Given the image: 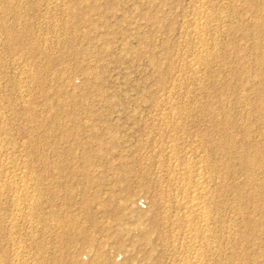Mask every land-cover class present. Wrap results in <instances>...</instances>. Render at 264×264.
Listing matches in <instances>:
<instances>
[{"label": "rangeland", "instance_id": "1", "mask_svg": "<svg viewBox=\"0 0 264 264\" xmlns=\"http://www.w3.org/2000/svg\"><path fill=\"white\" fill-rule=\"evenodd\" d=\"M263 92L264 0H0V264H184L179 162L203 264H264Z\"/></svg>", "mask_w": 264, "mask_h": 264}, {"label": "bare ground", "instance_id": "2", "mask_svg": "<svg viewBox=\"0 0 264 264\" xmlns=\"http://www.w3.org/2000/svg\"><path fill=\"white\" fill-rule=\"evenodd\" d=\"M254 1V0H253ZM170 2V1H169ZM56 3V2H55ZM206 3V2H205ZM82 5V4H81ZM83 6V5H82ZM87 6V5H86ZM78 7V6H77ZM88 7V6H87ZM91 7V6H90ZM98 7V6H97ZM202 7V6H201ZM86 8V7H85ZM79 11V10H78ZM207 11V10H206ZM21 12V11H20ZM207 13V12H206ZM209 13V12H208ZM203 14H204V11H203ZM91 15V14H90ZM200 15V14H199ZM202 15V14H201ZM205 15V14H204ZM207 15V14H206ZM210 15V14H209ZM74 16V15H73ZM198 16V15H197ZM196 16V17H197ZM203 16V15H202ZM211 16V15H210ZM91 17V16H90ZM225 17V16H224ZM195 19V18H194ZM199 19V18H198ZM201 19V18H200ZM210 19V18H209ZM212 19V18H211ZM208 20V19H207ZM215 20V19H214ZM225 20V19H224ZM223 20V21H224ZM200 21V20H199ZM207 22V21H206ZM210 22H211V20H210ZM212 23V22H211ZM216 23H218V22H216ZM203 24V23H202ZM212 25V24H211ZM219 25V24H218ZM202 26V25H201ZM203 27V26H202ZM204 27H205V25H204ZM206 27H207V25H206ZM205 27V28H206ZM194 28V27H193ZM56 29V28H55ZM201 30H202V28H201ZM207 30H208V28H207ZM214 30V29H213ZM216 30V29H215ZM201 34V33H200ZM215 38V37H214ZM216 39V38H215ZM198 40V39H197ZM196 40V41H197ZM200 41H202V40H200ZM216 43V42H215ZM207 45V44H206ZM203 46H204V43H203ZM206 53H208L207 51H206ZM206 53H204V54H206ZM213 55V54H212ZM203 56V55H202ZM208 56H209V54H208ZM203 57H205V56H203ZM198 58V57H197ZM216 58V57H215ZM207 59V58H206ZM219 60V59H218ZM198 61H199V63L201 64V63H203V61L202 60H199L198 59ZM198 63V64H199ZM194 64H196V63H194ZM207 64V63H206ZM192 66V65H191ZM197 66V65H196ZM205 66V65H204ZM208 66V65H207ZM193 67V66H192ZM200 67V66H199ZM204 68H206V67H204ZM200 69V68H199ZM195 70V69H194ZM202 71H204V70H202ZM194 76V75H193ZM196 77V76H195ZM199 80V79H198ZM253 83V82H252ZM260 86V85H259ZM264 93V92H263ZM179 99V98H178ZM170 101V100H169ZM242 102V101H241ZM171 104V103H170ZM173 104V103H172ZM176 106V105H175ZM257 106V105H256ZM174 107V106H173ZM176 108V107H175ZM179 108V107H178ZM181 108V107H180ZM184 108V107H183ZM247 108V107H246ZM173 109V108H172ZM175 111V110H174ZM172 112V111H171ZM180 112V111H179ZM1 114V113H0ZM173 114H174V112H173ZM264 114V113H263ZM178 115V114H177ZM176 116V115H175ZM4 118H5V116H4ZM174 118V117H173ZM171 119V118H170ZM173 120V119H172ZM220 120V119H219ZM228 120V119H227ZM55 121V120H54ZM165 121V120H164ZM252 121V120H251ZM250 121V122H251ZM5 122V121H4ZM230 122V121H229ZM1 123V122H0ZM171 123H173L172 121H171ZM171 123H170V125H171ZM165 124V123H164ZM175 124V123H174ZM173 124V125H174ZM222 124V123H221ZM162 125V124H161ZM166 125V124H165ZM168 125V124H167ZM172 125V126H173ZM178 126V125H177ZM236 126V125H235ZM232 127V126H231ZM236 128V127H235ZM231 130V129H230ZM223 131V130H222ZM46 132V131H45ZM48 132V131H47ZM46 132V133H47ZM174 132H175V130H174ZM229 132V131H228ZM243 133V132H242ZM251 133V132H250ZM175 134H176V132H175ZM229 134V133H228ZM174 135V134H173ZM246 135V134H245ZM226 137V136H225ZM237 137V136H236ZM247 137V136H246ZM169 138H171V137H169ZM232 138V137H231ZM255 138V137H254ZM251 139V138H250ZM249 139V140H250ZM34 140V139H33ZM175 140V139H174ZM172 141V142H175V141ZM231 140V139H230ZM234 140V139H233ZM232 140V141H233ZM166 141V140H165ZM248 141V140H247ZM244 142V141H243ZM259 142V141H258ZM167 143H168V141H167ZM166 143V144H167ZM179 143H181V142H179ZM239 143V142H238ZM242 143V142H241ZM248 143V142H247ZM173 144V143H172ZM176 144V143H175ZM228 144V143H227ZM227 144H226V146H227ZM176 145H178V144H176ZM208 145V144H207ZM251 145V144H250ZM258 145V144H257ZM86 146H87V144H86ZM165 146V145H164ZM169 146H172L171 144L169 145ZM179 146V145H178ZM255 146V145H254ZM253 146V147H254ZM260 146H262V145H260ZM252 147V148H253ZM158 148V147H157ZM163 148V147H162ZM169 148V147H168ZM171 148V147H170ZM176 148H178L177 146H176ZM180 148V147H179ZM235 148V147H234ZM247 148V147H246ZM259 148V147H258ZM257 148V149H258ZM165 149V148H164ZM174 148H172V150H173ZM224 149V148H223ZM241 149V148H240ZM253 149H255L256 150V148H253ZM169 150V149H168ZM176 150V149H175ZM231 150V149H230ZM241 150H243V149H241ZM188 151H189V149H188ZM239 151V150H238ZM251 151V150H250ZM253 151V150H252ZM169 152H173V151H168V153ZM186 152V151H185ZM249 152V151H248ZM255 152L256 151H254V153L252 152V154L254 155L255 154ZM259 152V151H258ZM159 153V152H158ZM233 153V152H232ZM250 153V152H249ZM248 153V154H249ZM174 154H175V152H174ZM173 154V155H174ZM248 154H247V156L246 157H249L248 159L250 160V162H251V160L253 161V162H251V163H254V157L257 155V153H256V155H254L253 156V158L249 155L248 156ZM251 154V153H250ZM251 154V155H252ZM168 155H170V154H168ZM171 155H172V153H171ZM170 155V156H171ZM177 157H178V155L177 154H175ZM181 155V154H180ZM190 155V154H189ZM201 155H203V154H201ZM160 156V155H159ZM169 156V157H170ZM245 157V158H246ZM257 157V156H256ZM255 157V158H256ZM242 158V157H241ZM252 158V159H251ZM174 159H176L175 157H174ZM180 159V158H179ZM179 159H177V160H179ZM197 159H198V157H197ZM247 159V158H246ZM246 159H245V161H246ZM170 160V159H169ZM177 160H176V162H177ZM185 160V159H184ZM183 160V161H184ZM189 160V162L190 163H193V162H191L190 161V159H188ZM206 160V159H205ZM248 160V161H249ZM256 160V159H255ZM11 161V160H10ZM171 161H173L174 162V160H172L171 159ZM180 161V160H179ZM244 161V162H245ZM6 163V162H5ZM4 163V164H5ZM180 164H178L177 166L175 165L174 166V169H176L177 168V173L182 177L181 178V180L183 181L181 184H183V183H185L186 181H187V183L188 184H190V185H192V187H193V191L187 196V197H184V198H182V199H185L184 201H183V207H184V210H186L185 212H186V223H187V225H188V227L189 226H193V225H196L197 224V226H198V224H200L199 226V229L198 228H194V229H192L191 231H190V236H189V241H190V243L192 244H194V242H195V244H194V248H193V253H191V256L189 257H187L188 259H186V258H184V264H203V257H206V256H204L205 255V253L207 254V256H208V253H210L209 251H208V253H207V249H208V247L210 246V245H208L207 243H205V242H207V239H206V232L207 233H209L210 231H208L209 230V228H208V226L207 225H209V224H207L208 223V219H209V217H210V213H211V211H209V207H208V202H209V199H208V197H210V194H209V189H208V185H206V174H204L205 172H203L202 170H204L203 168H201V167H203V166H201V167H197V168H193L192 167V165H190L188 162H185V163H182L181 164V162H179ZM248 163V162H247ZM246 163V164H247ZM250 163V164H251ZM11 164V163H10ZM174 164H176V163H174ZM212 164V163H211ZM249 164V165H250ZM257 164V163H256ZM259 164V163H258ZM194 165H197V164H195L194 163ZM193 165V166H194ZM204 165V164H203ZM239 165V164H238ZM241 165V164H240ZM249 165H247V166H249ZM252 165V164H251ZM15 166V165H14ZM172 166V165H171ZM10 167H11V165H10ZM27 167V166H26ZM173 167V166H172ZM196 167V166H195ZM257 167V166H256ZM171 168V167H170ZM170 168H169V170H170ZM207 168V167H206ZM242 168V167H241ZM244 168V167H243ZM245 169V168H244ZM260 169V168H259ZM171 170H172V168H171ZM227 170V169H226ZM248 170V169H247ZM13 171V170H12ZM168 171V170H167ZM173 171V170H172ZM170 172V171H169ZM209 172V171H208ZM245 172V171H244ZM250 172V171H249ZM16 173V172H15ZM173 173V172H172ZM253 173V172H252ZM30 174V173H29ZM162 174V173H161ZM170 174V173H169ZM168 174V175H169ZM210 174V173H209ZM226 174V173H225ZM256 174V173H255ZM12 175V174H11ZM175 175H176V173H175ZM259 175V174H258ZM166 176V175H165ZM192 176H193V178H192ZM172 177H175V176H173L172 175ZM254 177H256V176H254ZM264 178V177H263ZM23 179V178H22ZM28 179V178H27ZM169 179V178H168ZM211 179V178H210ZM30 180V179H29ZM37 180V179H36ZM214 180V179H213ZM258 180V179H257ZM264 180V179H263ZM262 180V181H263ZM171 181V180H170ZM169 181V182H170ZM179 181H180V177H179ZM245 181V180H244ZM243 181V182H244ZM20 182V181H19ZM32 182V181H31ZM181 182V181H180ZM180 182H178V183H180ZM255 182H256V180H255ZM40 183V182H39ZM168 183V182H167ZM177 182H175V184H176ZM186 183V184H187ZM28 184H29V181H28ZM169 184H171V183H169ZM173 184V183H172ZM185 184V186H187ZM214 184V183H213ZM166 185V184H165ZM184 185V184H183ZM210 185V184H209ZM264 185V184H263ZM263 185H261L260 187H261V189H262V187H264ZM28 186V185H27ZM31 186V184L29 185V187ZM37 186V185H36ZM168 186V185H167ZM216 186V185H215ZM227 186V185H226ZM248 186V185H247ZM246 186V187H247ZM172 187V186H171ZM221 187V186H220ZM223 187V186H222ZM256 187V186H255ZM259 187V188H260ZM28 188V187H27ZM187 188V187H186ZM191 188V187H190ZM214 188V187H213ZM73 189V188H72ZM125 189V188H124ZM173 189V188H172ZM175 189H176V192L178 193V192H180V191H178L177 190V188H176V186H175ZM179 189V188H178ZM189 189V188H188ZM219 189V188H218ZM27 190V189H26ZM71 190V189H70ZM170 190H171V188H170ZM174 190V189H173ZM186 190V189H185ZM217 190V189H216ZM257 190V189H256ZM22 191V190H21ZM190 191H191V189H190ZM238 191V190H237ZM175 192V191H174ZM182 192V191H181ZM184 192V191H183ZM186 192V191H185ZM189 192V191H188ZM211 192V191H210ZM254 192H255V190H254ZM27 193V192H26ZM176 193V194H177ZM30 194V193H29ZM164 194V193H163ZM169 194V193H168ZM175 194V195H176ZM179 194V193H178ZM254 194V193H253ZM25 195V194H24ZM28 195V194H27ZM165 195V194H164ZM170 195V194H169ZM248 195V194H247ZM37 196H38V194H37ZM179 196H180V194H179ZM22 197V196H21ZM31 197H33V195H31ZM182 197V196H181ZM217 197V196H216ZM18 198V197H17ZM34 198V197H33ZM177 198V197H176ZM213 199V198H212ZM241 199V198H240ZM253 199H254V197H253ZM23 200V199H22ZM30 200V199H29ZM31 200H34V199H32L31 198ZM38 200V199H37ZM177 200H179V199H177ZM181 200V199H180ZM211 200V199H210ZM221 200V199H220ZM34 201H36V200H34ZM168 201V200H167ZM261 201V200H260ZM214 202V201H213ZM259 202V201H258ZM257 202V203H258ZM31 203V202H30ZM178 203H181V202H178ZM212 203V202H211ZM218 202H216V204H217ZM24 204V203H23ZM26 204H28V203H26ZM172 204V203H171ZM213 204V203H212ZM223 204V203H222ZM221 204V205H222ZM32 205V204H31ZM31 205H29V207L28 208H30V206ZM35 205V204H34ZM165 205V204H164ZM166 205H167V203H166ZM175 205V204H174ZM181 205V204H180ZM255 205V204H254ZM22 206V205H21ZM20 206V207H21ZM168 206V205H167ZM226 206V205H225ZM224 206V207H225ZM26 207H27V205H26ZM182 207V206H181ZM255 207V206H254ZM33 208H34V206H32V210H33ZM37 208V207H36ZM170 208V207H169ZM211 208H212V205H211ZM221 208V207H220ZM171 209V208H170ZM183 209V208H182ZM36 210V209H35ZM213 210V209H212ZM259 210V209H258ZM214 211V210H213ZM220 211V210H219ZM36 212V211H35ZM179 212V211H178ZM122 214V213H121ZM184 214V213H183ZM212 215H213V213H211ZM247 214V213H246ZM185 215H184V217H185ZM211 215V216H212ZM256 215V214H255ZM217 216V215H216ZM32 217V216H31ZM30 217V218H31ZM120 217V216H119ZM34 218V217H33ZM182 218V217H181ZM180 218V219H181ZM211 218V217H210ZM72 219V218H71ZM184 219V218H183ZM182 220V219H181ZM163 221V220H162ZM183 221V220H182ZM181 222V221H180ZM185 222V221H184ZM195 222H196V224H195ZM210 222V221H209ZM64 223V222H63ZM183 224V223H182ZM170 225V224H169ZM176 225V224H175ZM184 225V224H183ZM255 225V224H254ZM210 226V225H209ZM212 226V225H211ZM246 226V225H245ZM70 227V226H69ZM149 227V226H148ZM184 227V226H183ZM213 227V226H212ZM185 228V227H184ZM193 228V227H192ZM148 229V228H147ZM187 229V228H186ZM198 230H200V231H198ZM253 230V229H252ZM72 232V231H71ZM149 233V232H148ZM242 233V232H241ZM189 234V233H188ZM211 234V233H210ZM259 234V233H258ZM111 236V235H110ZM188 236V235H187ZM208 236V235H207ZM33 237V236H32ZM209 237V236H208ZM207 237V238H208ZM187 239V238H186ZM185 239V240H186ZM206 240V241H205ZM210 239H208V241H209ZM211 241H213V240H211ZM184 243V242H183ZM188 243V242H187ZM189 244V243H188ZM210 244H212L211 242H210ZM215 244H216V242H215ZM217 245V244H216ZM190 246V245H189ZM192 247V246H191ZM191 247H189L190 249H192ZM197 247V248H196ZM188 248V247H187ZM255 249V248H254ZM195 250V251H194ZM210 250H211V247H210ZM218 250V249H217ZM213 251V250H212ZM215 251V250H214ZM257 251V250H256ZM186 253V252H185ZM184 253V254H185ZM216 253V252H215ZM188 255H189V253H188ZM209 255H212V254H209ZM224 255V254H223ZM96 256V255H95ZM208 257H210V256H208ZM255 258V257H254ZM186 259V260H185ZM182 260V259H181ZM237 260V259H236ZM176 261V260H175ZM208 261V260H207ZM255 262V261H254ZM212 263V262H211ZM104 264V263H103ZM182 264V263H181ZM242 264H246V262L245 263H242Z\"/></svg>", "mask_w": 264, "mask_h": 264}]
</instances>
